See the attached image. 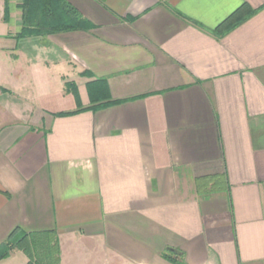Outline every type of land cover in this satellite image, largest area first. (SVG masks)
Masks as SVG:
<instances>
[{
  "label": "crops",
  "instance_id": "crops-1",
  "mask_svg": "<svg viewBox=\"0 0 264 264\" xmlns=\"http://www.w3.org/2000/svg\"><path fill=\"white\" fill-rule=\"evenodd\" d=\"M66 1L90 28L19 39L22 0H0V246L19 230L56 234L60 264H264V0Z\"/></svg>",
  "mask_w": 264,
  "mask_h": 264
},
{
  "label": "trees",
  "instance_id": "trees-1",
  "mask_svg": "<svg viewBox=\"0 0 264 264\" xmlns=\"http://www.w3.org/2000/svg\"><path fill=\"white\" fill-rule=\"evenodd\" d=\"M19 7L23 11L22 29L17 36L19 39L46 36L55 33L88 29L91 27L90 22L66 0H22ZM259 10L260 9L252 10L249 13L246 12L245 15H240V11H237L225 23L217 28L214 33L217 36L226 34ZM7 13L8 11L6 10V15ZM100 83L104 84V89L108 93V86L104 81H97L95 83L96 88L100 87ZM91 87H93V85ZM104 98H106L104 99L106 101L92 108L115 105L123 101L110 100L109 97ZM218 180L225 181V178L222 177ZM210 181V178H204L201 180V183L199 182V186L204 185V183V186H207ZM14 249L21 250L27 255L29 259L28 264H60L61 261L59 239L54 233L36 234L15 230L11 233L7 241L0 246V260L9 257ZM168 258L173 260L171 257Z\"/></svg>",
  "mask_w": 264,
  "mask_h": 264
}]
</instances>
